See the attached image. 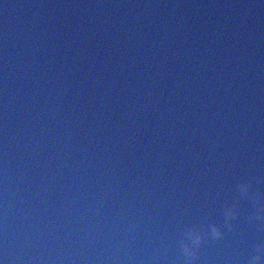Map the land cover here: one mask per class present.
<instances>
[{
  "label": "water",
  "instance_id": "95a60500",
  "mask_svg": "<svg viewBox=\"0 0 264 264\" xmlns=\"http://www.w3.org/2000/svg\"><path fill=\"white\" fill-rule=\"evenodd\" d=\"M0 264H264V0H0Z\"/></svg>",
  "mask_w": 264,
  "mask_h": 264
}]
</instances>
